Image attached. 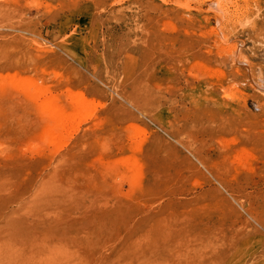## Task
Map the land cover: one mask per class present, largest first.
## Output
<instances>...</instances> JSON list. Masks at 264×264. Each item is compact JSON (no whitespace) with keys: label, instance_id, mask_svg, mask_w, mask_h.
I'll return each instance as SVG.
<instances>
[{"label":"rangeland","instance_id":"obj_1","mask_svg":"<svg viewBox=\"0 0 264 264\" xmlns=\"http://www.w3.org/2000/svg\"><path fill=\"white\" fill-rule=\"evenodd\" d=\"M0 264H264V0H0Z\"/></svg>","mask_w":264,"mask_h":264}]
</instances>
